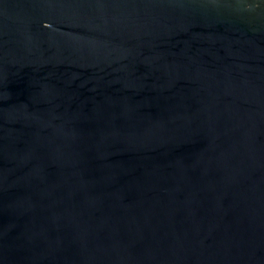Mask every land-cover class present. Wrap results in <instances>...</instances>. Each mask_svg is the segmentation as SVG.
Returning a JSON list of instances; mask_svg holds the SVG:
<instances>
[{"label": "water", "instance_id": "1", "mask_svg": "<svg viewBox=\"0 0 264 264\" xmlns=\"http://www.w3.org/2000/svg\"><path fill=\"white\" fill-rule=\"evenodd\" d=\"M0 264H264V0H0Z\"/></svg>", "mask_w": 264, "mask_h": 264}]
</instances>
